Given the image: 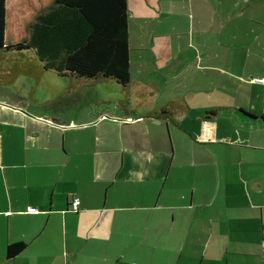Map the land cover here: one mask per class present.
<instances>
[{
    "label": "crops",
    "instance_id": "obj_1",
    "mask_svg": "<svg viewBox=\"0 0 264 264\" xmlns=\"http://www.w3.org/2000/svg\"><path fill=\"white\" fill-rule=\"evenodd\" d=\"M127 4V90L0 83V264H264V0Z\"/></svg>",
    "mask_w": 264,
    "mask_h": 264
},
{
    "label": "trees",
    "instance_id": "obj_2",
    "mask_svg": "<svg viewBox=\"0 0 264 264\" xmlns=\"http://www.w3.org/2000/svg\"><path fill=\"white\" fill-rule=\"evenodd\" d=\"M20 26L19 40L9 39ZM0 50L33 52L34 58L16 67L36 79L49 70L61 78L110 79L127 90L131 82L127 0H0ZM16 77L1 74L0 83L11 84ZM127 96L126 92L125 101ZM261 120L264 124V115ZM24 247L9 245L8 257Z\"/></svg>",
    "mask_w": 264,
    "mask_h": 264
},
{
    "label": "rangeland",
    "instance_id": "obj_3",
    "mask_svg": "<svg viewBox=\"0 0 264 264\" xmlns=\"http://www.w3.org/2000/svg\"><path fill=\"white\" fill-rule=\"evenodd\" d=\"M21 26L17 27V30L13 33V35H10V38L12 41H18L20 36H21ZM8 39V40H9ZM10 41V40H9ZM33 52L29 51V50H25L22 52H17V51H9V52H5V51H1L0 50V75L5 74L8 76V78L14 77L15 75L18 78H21V84L25 85L26 82H28L27 86L31 85V80H35L38 81V79H36V77L33 76H27V74H23L20 72V69H18L16 66H20L18 65L22 60H25L26 58H34L33 56ZM31 69L34 70V68L31 67ZM21 76V77H20ZM41 76V75H40ZM39 76V77H40ZM16 77V79H17ZM14 79V82L15 80ZM44 79H46L45 82H49L51 86H53V83L55 84L53 91L52 92H43V91H39L38 92V96H43L41 99H44V97H46V95L48 94L49 96L55 95V91L59 94H61L64 90H66V85L68 84L67 80H71V79H63L61 77H59L58 75H56L54 72H47L44 75ZM10 80V79H8ZM54 81V82H53ZM72 83V82H70ZM73 84V83H72ZM6 86H8L7 88H10L11 86H13L12 84H6ZM29 91V90H28ZM89 91L92 92H96L98 91V88H91ZM111 96L115 97V93L114 91H110ZM125 93V92H124ZM122 95V94H121ZM74 100H77V98H73ZM75 102V101H73ZM76 103V102H75ZM87 108H91L90 105L87 106ZM92 110V114H94V112L96 111V107L91 108Z\"/></svg>",
    "mask_w": 264,
    "mask_h": 264
},
{
    "label": "built area",
    "instance_id": "obj_4",
    "mask_svg": "<svg viewBox=\"0 0 264 264\" xmlns=\"http://www.w3.org/2000/svg\"><path fill=\"white\" fill-rule=\"evenodd\" d=\"M78 205H79V200H74L73 204H72V210L73 211H77L78 210ZM29 213H36L37 211L34 208H29L28 209Z\"/></svg>",
    "mask_w": 264,
    "mask_h": 264
},
{
    "label": "bare ground",
    "instance_id": "obj_5",
    "mask_svg": "<svg viewBox=\"0 0 264 264\" xmlns=\"http://www.w3.org/2000/svg\"><path fill=\"white\" fill-rule=\"evenodd\" d=\"M78 211V210H77Z\"/></svg>",
    "mask_w": 264,
    "mask_h": 264
}]
</instances>
